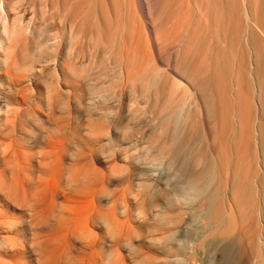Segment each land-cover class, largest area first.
<instances>
[{"label":"rangeland","instance_id":"rangeland-1","mask_svg":"<svg viewBox=\"0 0 264 264\" xmlns=\"http://www.w3.org/2000/svg\"><path fill=\"white\" fill-rule=\"evenodd\" d=\"M247 1L263 29L264 0H246V4ZM243 2L244 0H56L55 6H51L48 0H37L30 8L20 7L23 15L21 14L22 19L17 22V26L28 27L30 32L40 31L39 44L43 51L48 50L52 35L60 37V58L72 72H82V77L65 79L60 69L48 66L39 70L40 67L22 77L17 83L18 92H0V106L5 100L12 101L19 95L28 97V106L35 109V113H23L19 118H10L8 113L0 110V144L3 140V144L17 140L8 136L13 129L11 121L17 122L19 126L16 135L22 139L20 142L18 138L16 143L23 146L24 139L38 137L41 131L53 133L54 128L70 124L75 129L71 140L80 144L81 152L94 145L86 137L89 127H96L90 136L102 138V130L104 132L108 127L106 118L109 110L114 122L109 128L112 140L115 141L109 164L115 170L100 195L105 202L109 200L117 211L128 208L135 215L140 209L144 214L143 223L131 219V222L124 225L126 228L123 226L124 230L116 229L117 234L124 231L121 234L127 236L125 239L128 244L122 251L125 255L123 260L126 258L127 264H138L141 261H145V264H168L169 256L173 253L174 223H179L180 230V249L175 253L185 264H258L264 258V217L260 209L264 207L260 188H257L259 181L264 179V122L260 117V100L252 95L257 91L252 59L256 51L261 66L260 78H264V42L257 37L249 39L251 22L246 16ZM75 4L76 8L73 7ZM70 7L72 8L69 9ZM71 19L84 21L86 26L89 25L90 35L87 37L80 34L74 41H70ZM98 19L102 24L98 27L95 41L92 36L97 29L94 31L93 27ZM123 29L129 35L127 43L121 38ZM105 43L109 45L105 46ZM128 46L138 51L131 68L133 77L130 82L125 81L122 70ZM192 64L197 68L198 74V84L195 87L188 74ZM211 73L214 78L213 88L208 82ZM21 76L18 73L16 77ZM173 89H176V93ZM201 94L215 100L213 112L208 114L201 105ZM169 98L173 99L172 102ZM165 106L168 107L164 109ZM69 107H74L73 114H70ZM4 136H8V139ZM69 147L78 152L71 144ZM215 155L224 168L222 180L215 168ZM142 163L147 171L143 179L138 176V166ZM233 175L238 192L229 198L232 210L228 212V223L224 227L217 228L215 224H209L206 228H200L198 221L201 219H195L194 214L202 210L215 215L227 212L225 194L226 191L230 192ZM194 180L197 188L202 191V198L196 200L187 191L191 196L186 201H180V187L190 186ZM209 198L213 199L212 204L207 203ZM103 214L108 215V211L103 209ZM21 216L18 211L11 212L5 219H19ZM138 247L143 251H137ZM194 257L195 260H192Z\"/></svg>","mask_w":264,"mask_h":264},{"label":"bare ground","instance_id":"bare-ground-1","mask_svg":"<svg viewBox=\"0 0 264 264\" xmlns=\"http://www.w3.org/2000/svg\"><path fill=\"white\" fill-rule=\"evenodd\" d=\"M34 1H37V0H18V1L0 0V65H1V67H0V69H1L0 70V92L10 91V90L18 92V90L16 89L17 83H19L22 80V77L25 75H28V73H30L31 71H33L37 68H40V67H41V69H39V70L45 69L48 66H53L54 69H56V68L58 70L60 69L62 72V76L65 79H68V78L74 77V76H77L78 78L82 77L81 76L82 72H76V71L72 72V70H70L66 65H64L63 59L60 58V42H59L60 37L58 38L56 35H52L50 37V40L52 42L50 43L48 50L43 51V49L40 48V44H39L40 43L39 38L41 35L40 31H38V32L37 31L36 32L31 31L30 32L28 27H18L17 26V22H19L20 18L22 17L21 16L22 12L20 11V7L23 8V7L27 6L30 8L34 5ZM48 1L50 2L51 6H55L56 0H48ZM151 2H152V0H151ZM245 2H246V0H244V2H243L244 6L246 7L245 8L246 14H247L246 16L249 18V20L251 22V24L249 25L250 30H248V32L250 31L249 39L252 40V38L257 37L264 42V30H263L264 28L262 29L260 27V24L258 23V20L255 19L256 16H255V14L251 8L250 3L248 5V1H247V4ZM149 5H150V1H149ZM51 6H50L51 10H53ZM64 6H65V4H64ZM75 6H77V5L75 4L73 7H75ZM99 7H100V5H99ZM71 8L72 7H70L69 9H71ZM110 9H112V8L110 7ZM158 9H159V7H158ZM156 10H157V8H156ZM75 11H76V9H74V12ZM172 11H173V9H172ZM186 11H187V8H186ZM63 12L64 11H62V14H63ZM67 13H65V14H67ZM158 13L159 12H157L156 18L158 16ZM210 13H211V11H210ZM25 16H26V14H25ZM50 16H51V14H50ZM248 18H247V20H248ZM117 20L118 19H116V21ZM253 22H254V24H253ZM38 24H40V23H38ZM69 24H70V28H69L70 29L69 30L70 31V41H74L76 38H78L80 36V34L86 35L87 37L90 35V34H88L89 25L86 26L84 21L80 22V21L71 19V22ZM94 24H95V27H93L94 31L97 29V32H96V34H95V32L93 33L94 36H92V39L96 41V39L98 37V30H99L98 27H99V25L102 24V21H100L98 19V20H96V22H94ZM182 25H184V24H182ZM123 26H124V24H123ZM210 26L212 28V25H210ZM131 27H132V25H131ZM150 27H151V24H150ZM195 27H197V26H195ZM38 28H40V27H38ZM170 28H172V27H170ZM126 29H123L121 31V38L122 39L124 38V42L126 41V43H127L129 35H128ZM43 30L46 31L45 29H43ZM186 31H188V30H186ZM66 32H65V34L67 35ZM177 34H175V35H177ZM205 34H206V32H205ZM154 35L156 36V34H154ZM171 39H172V37H171ZM178 39H180V38H178ZM182 39L183 38H181V40ZM249 39L247 38V42H249L248 41ZM156 40H157V38H156ZM186 40H187V38H186ZM207 40H208V38H207ZM67 42H69V41H67ZM107 45H109V44L105 43V46H107ZM105 46H103V47H105ZM185 48H186V46H185ZM91 49H92V47H91ZM150 49H152V47ZM137 52L138 51L136 50V48H134L132 46H130V47L128 46L127 59H126V62L124 63V65L122 67L123 76H124L125 81H127V82L132 81L133 76L131 73V68L133 67V64H135L134 59H135V54H137ZM89 57H91V55ZM252 60L254 62L253 63L254 66H255L254 67L255 68L254 69V75H255V80L257 82V91H255L252 95L254 98H258V101L260 100L261 116L260 115L259 116L261 117V121L264 122V78L263 77L260 78L261 66H260V61H259V55L257 54L256 51L253 55ZM114 61L115 60H113V62ZM226 61H227V59H226ZM91 62L93 63V61H91ZM98 62H100V60ZM87 63H86V65H87ZM92 63H91V65H92ZM251 63H252V61H251ZM80 65H81V63H80ZM96 65H98V63ZM113 65H114V63H113ZM81 66H78V67H81ZM192 66L193 67L189 69L188 74H189V78L191 79L192 85L195 87L198 84V74L196 71L197 68L193 64H192ZM94 68H95V66H94ZM88 72H89V70H88ZM18 73H21V75H22L21 78L16 77L18 75ZM177 76H179V75H177ZM15 77H16V79H15ZM234 77H235V75H234ZM28 79H29V77H28ZM61 80H63V78ZM28 81H30V80H28ZM59 82H60V80H59ZM208 82H209L210 86L213 88L214 87V85H213L214 84V78L212 76V73L209 75V81ZM30 84H32V83H30ZM193 86L191 88H193ZM179 89H177V90H179ZM173 91H174V89H173ZM200 91H201V89H199V92ZM232 91H234V90H232ZM174 92L176 93V89ZM131 93H133V92H131ZM197 93H198V90H197ZM17 94H19V93H17ZM22 94H20V95H22ZM70 94H72V93L70 92ZM172 95H174V94H172ZM151 96H152V94H151ZM57 97H59V96H57ZM61 97H64V96H61ZM171 98H169V99L171 100ZM185 98H186V96H185ZM54 99H55V97H54ZM201 99H202V100H200L201 105L205 108L207 113L209 114V113L213 112L215 109L214 108L215 107V100L212 97H209L208 95L204 97L202 94H201ZM172 100H171V102H172ZM105 101H106V99H105ZM237 102L238 101H236V103ZM28 103H29L28 97L18 95V97L13 98L12 101L5 100L4 104H2L0 106L1 107L0 110L8 113V117H10V118L13 116H17V118H19L18 116H20L23 113H25V114L26 113H33V112L35 113V109L28 106ZM55 103H57V102H55ZM55 103H53V104H55ZM166 107H168V106H165L164 109ZM54 108H55V106H54ZM131 108H132V106H131ZM68 110H69L70 114L74 113V107L73 108L69 107ZM181 111H183V110H181ZM46 112H48V111H46ZM183 112H181V113L183 114ZM176 113H177V111H176ZM162 114H163V112L161 113V115ZM235 115H236V113H235ZM58 116H60V115H58ZM68 116H70V115H68ZM15 120H16V118H15ZM3 121H4V119H3ZM54 122H56V121L54 120ZM11 123L13 124L12 125L13 129H12V132L10 133V135H8V136H12L11 139H13V137H15V139L18 140V138H19V141L21 142L20 139H22V138L18 137L16 135L17 131H19L18 130L19 126H18V124H16L17 122L15 123L14 121H11ZM106 123L108 124V127L104 129V132L102 130V138L101 137L96 138V136H90V135H92L91 133L93 132V129L94 130L96 129L95 125L93 127L92 126L89 127L87 130L85 129L86 131L89 132L88 136H86V137L94 145H92L93 148L85 149L81 152H79L80 144H78V143L75 144L71 140L72 136L74 135L75 129L73 126H70V124L54 128L53 133H50L47 131L46 132L41 131V134L38 137L35 136V138H29V139L27 137L28 140H25L23 138L24 139V146L21 145V143H16L17 140L14 143L12 142L13 141L12 140L11 142H9V144L7 142H6V144H3L2 142L5 140H3L1 142L2 146L0 144V147H1V150H0V264H121V262L123 264L126 263L125 262L126 258H125V260H123L124 254H122L123 253L122 251L124 249H126L125 248L126 244H128V242L125 239L127 236L125 237L124 235H122L124 231L121 232L122 234L120 233L121 235L117 234L116 229L121 228L120 230H124L123 229L125 227L124 225H127L128 222H131V219L133 221L139 222L140 224L143 223V221H144L143 215L144 214H143V211H140V209L136 212L135 215H133L128 208H124L122 210L117 211V210H115L114 207L111 206L112 203L109 200H108V202H105L102 199V196L100 195L102 188H104V186L107 184V182L109 181V178L111 177L112 173L115 170L114 166L109 164V161H110L109 158H112L110 156V154L113 151L112 144H113V142H115L112 140V132H111V128H109V126H112L114 124V122L112 120V115L110 114L109 110H108V116L106 118ZM216 123H218V122H216ZM0 125H1V123H0ZM219 128H220V126H219ZM42 129L44 130V128H42ZM238 133H239V131H238ZM184 134H185V131H184ZM209 134H210V129H209ZM8 136H6V137L4 136V137L6 139H8L7 138ZM181 136H183V135H181ZM175 138H177V137H175ZM8 141H10V140H8ZM178 142H179V140H178ZM258 142H257V144H258ZM70 144L72 147H75V150H78L79 153L75 152L73 150V148L71 149L69 147ZM260 146H261V144H260ZM258 148H259V146H258ZM134 154H136V152ZM142 154H143V152H142ZM92 155H94L96 157H92ZM143 156H145V155L143 154ZM138 157L139 156H137V158ZM141 157L142 156L140 155V159H142ZM213 159H214L215 168L217 170L218 176L222 180V178H223L222 176L224 173V168L222 166V163H221V161L217 155H215L213 157ZM138 161H139V159H138ZM138 161H136V162H138ZM145 162H146V160H145ZM231 162H232V160H231ZM231 162H230V164H232ZM260 163H259V165H260ZM138 167H139L138 168V176L141 179H143L146 172H147L146 166L142 163ZM263 170H264V167H263ZM76 172H78V174ZM263 172H261V173H263ZM100 173H102L101 174L102 176L99 175ZM99 176H100V178H99ZM154 176H156V175L154 174ZM252 177H253V175H252ZM129 179L131 180V178H129ZM226 179L228 180V177ZM231 179H229V180H231L230 181V188H229L230 192L226 191V194H225L226 200L228 202V207H229V208L228 207L226 208V206H227V203H226L225 208L228 209L227 212H225L222 215H221V213H220V215H218V214L215 215V213H212L210 211L202 210L198 214H194L193 217L195 219L199 218V217L201 219L198 221L200 224V228H206L209 224H215V226L217 228L218 227H224V225L226 223H228V218H229L228 212L230 210H232V204L230 202L231 199H229V198H230V195L234 196L238 192V187H237L235 175H233V177ZM256 180L258 181V179H256ZM192 182H193V184L191 183L190 186H188L186 184L187 186L184 185V186L180 187V189L178 191V197L180 198V201L181 200L186 201L188 199V197L191 196V195L189 196L187 194V191H190V194H192V196L194 197V199L196 198V200L202 198V191L197 188L198 186L195 183V180ZM256 183H258V182H256ZM141 185H142V183H141ZM171 186H172V184H171ZM257 188H258V190L260 188V192H259L260 196H261L260 198L262 199L261 201H262V205L264 207V179L259 181V187H257ZM102 192H103V190H102ZM216 193H217V191H216ZM213 196H215V195H213ZM213 196L211 198H213ZM212 200L211 199L208 200L207 203L212 204ZM207 207H209V206H207ZM234 207H235V205H234ZM260 207H262V206H260ZM103 209L108 211V215H105V214L102 215ZM260 209L262 210L261 214H263L262 216L264 217V209H262V208H260ZM17 211L22 214V216L19 219H15V218H10L7 220L5 219L6 216L8 214H10L11 212H17ZM260 217H261V215H260ZM131 224L129 223V225H131ZM178 225H179V223L173 224V226H175V229L172 232L173 233V238H172V240H173V244H172L173 253L169 256L168 261L165 260L168 262V264H185V262H183V259L180 258L177 255V253H175L176 251H178V249H180V248H178V242H179V236H180V230L178 228ZM197 227H199V226H197ZM213 228H214L213 230H215L214 226H213ZM261 236H263V235H261ZM131 248H132V246H131ZM242 249H244V248H242ZM138 250L143 251V249H140L139 247H138L137 251ZM169 251H171V250H169ZM239 254H240V252H238V255ZM166 257H168V256H166ZM195 258L196 257H194V259H192V260H195ZM143 259H145V258H143ZM192 260H191V262H192ZM143 262H145V261H143ZM143 262L141 261L138 264H145ZM258 264H264V258Z\"/></svg>","mask_w":264,"mask_h":264}]
</instances>
